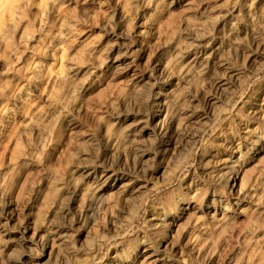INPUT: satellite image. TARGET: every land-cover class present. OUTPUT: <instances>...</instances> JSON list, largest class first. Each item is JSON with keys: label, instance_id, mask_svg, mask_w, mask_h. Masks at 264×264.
<instances>
[{"label": "rangeland", "instance_id": "rangeland-1", "mask_svg": "<svg viewBox=\"0 0 264 264\" xmlns=\"http://www.w3.org/2000/svg\"><path fill=\"white\" fill-rule=\"evenodd\" d=\"M15 4L0 264H264V0Z\"/></svg>", "mask_w": 264, "mask_h": 264}, {"label": "bare ground", "instance_id": "bare-ground-1", "mask_svg": "<svg viewBox=\"0 0 264 264\" xmlns=\"http://www.w3.org/2000/svg\"><path fill=\"white\" fill-rule=\"evenodd\" d=\"M1 2H0V14L2 13V12H5L6 10H8V11H13L12 10V7H10V6H8L9 4H11L12 6H16V4L15 3H17L19 0H0ZM2 6H3V8H2ZM3 24H4V21L3 20H0V27L1 26H3ZM16 109H15V107H13L12 109H11V111L12 112H14ZM234 172H232V174H231V184H236V179H237V177L236 176H238V172H239V164H235L234 165Z\"/></svg>", "mask_w": 264, "mask_h": 264}]
</instances>
